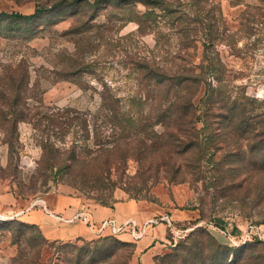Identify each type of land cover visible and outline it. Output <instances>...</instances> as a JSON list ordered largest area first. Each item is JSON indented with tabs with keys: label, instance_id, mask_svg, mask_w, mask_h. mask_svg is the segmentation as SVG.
<instances>
[{
	"label": "rangeland",
	"instance_id": "374dc122",
	"mask_svg": "<svg viewBox=\"0 0 264 264\" xmlns=\"http://www.w3.org/2000/svg\"><path fill=\"white\" fill-rule=\"evenodd\" d=\"M72 1L0 0V264H61L57 241L38 253L19 237L27 231L19 223L39 228L26 216L40 210L60 228L81 223L59 220L70 217L56 207L89 219L119 209L115 216L140 223L168 215L175 228L154 264L195 230L228 247L234 263L250 226L264 231V173L238 156L245 143L218 125L221 112L205 98L216 89L223 104L236 99L264 114V0H80L66 9ZM41 9L56 11L29 22L2 15ZM204 67L212 71L194 103L209 125L189 138L168 133L167 102L183 95L169 76L186 80ZM195 136L206 152L195 150ZM86 227L89 240L58 242L100 240ZM248 242L264 255V244ZM134 255L130 264H142Z\"/></svg>",
	"mask_w": 264,
	"mask_h": 264
},
{
	"label": "trees",
	"instance_id": "16d2710c",
	"mask_svg": "<svg viewBox=\"0 0 264 264\" xmlns=\"http://www.w3.org/2000/svg\"><path fill=\"white\" fill-rule=\"evenodd\" d=\"M78 1L80 0L72 1L71 4H68L66 9L76 7ZM135 1L145 6H149L153 3H160L159 0ZM61 5L62 4H58L56 9L62 7ZM55 11L56 10L50 11L41 9L31 16L2 15L3 17L5 16L6 20L9 22H29L34 19H40ZM202 70L203 72L201 74L192 75L191 73V76L188 74L186 80L183 75L169 76L167 83L170 90L176 89L174 87H177L179 90L182 88L181 93H183V95L177 94L172 100L167 102L164 126L168 133L174 134L175 131L183 132V134L189 138L192 132L195 135L196 133L199 134L198 132L200 130L198 131L197 126L201 121L206 124V126L209 125L210 122L207 121V119H209L210 116H207V118L205 115L203 117L198 116L199 109L194 103V98L197 94V91L193 90L195 89L194 87L200 88L204 81L207 82L212 71L209 67H204ZM215 91L217 90L213 89L212 92L208 91L205 101L211 109L217 106V110L221 112L220 118L222 119V123L218 125L222 124L225 128L233 130L234 135L239 138L238 140L245 143L244 154L238 156L244 155L245 157L254 158L255 162L249 167L256 169L257 172L264 173V114L254 115L249 113L246 106L236 99H229L226 104H223V102L218 101L216 96H214L216 94ZM104 109L107 111V117L111 118L112 116L110 115L114 114V110L109 108L107 101L104 103ZM12 115L14 119L18 117L15 113ZM205 118L206 121L203 120ZM20 121L21 119L15 120L16 124ZM199 137L200 136H195L196 142L193 147L200 153L206 152L208 150L207 144L200 140ZM48 149L49 146L44 147V151ZM196 164L197 163H195V165ZM235 181L236 180L233 179L229 184L233 185V187H242L243 183L238 184ZM18 225L27 230L26 232H20L19 237L26 241L33 242L39 248L38 253H42L43 249L46 247H54L55 244H49L37 226L23 223H19ZM169 230L172 229L169 228ZM195 236H197L196 240L193 239ZM100 237V240L93 242L79 241L82 242V246H77L73 243L62 244L57 241L58 245L62 246L61 251L56 248V259L61 264H109L110 261L113 262L112 264H130L132 256L135 254L134 245L126 243L111 235H103ZM252 241L257 242L256 244L258 245L264 244V241L260 240L257 236H252L250 243H252ZM248 243L249 242H246L239 246L240 254L236 256V261L234 263H230L232 252L228 247L218 244L206 231L198 230L197 232V230H195L194 233L186 235L183 241L178 242L173 252L164 256L160 262L162 264H264V255H258L254 252L257 249V245L253 246V244ZM129 248H131V251H128ZM62 250L67 251L62 252ZM71 256H73V258H71Z\"/></svg>",
	"mask_w": 264,
	"mask_h": 264
},
{
	"label": "crops",
	"instance_id": "0c3cea01",
	"mask_svg": "<svg viewBox=\"0 0 264 264\" xmlns=\"http://www.w3.org/2000/svg\"><path fill=\"white\" fill-rule=\"evenodd\" d=\"M56 212L62 216L71 217L74 210L56 207ZM119 212V209H110V208H100L94 215H89L90 219L93 222H102L105 219L116 217L120 222L126 220V217L120 218L115 216ZM41 214L46 215L42 210ZM27 215L26 217L30 219L31 223H34L39 226L45 238L49 241H67V240H76V239H86L89 240V234L85 231L87 228L83 223H78L76 225H66L63 228H60V225L57 222L50 221L44 215ZM48 216V215H47ZM52 218V216H49ZM54 220V218H52ZM56 221V220H55ZM88 229V228H87ZM169 228L165 224H160L156 227H153L148 232L147 236L139 242H136V251L134 258L142 262V264H154L155 258L163 252L162 248L167 247L165 243L167 241V233ZM154 231V232H153ZM122 240H129L128 235H122L120 237ZM130 241V240H129ZM132 242V241H131ZM161 248H160V247Z\"/></svg>",
	"mask_w": 264,
	"mask_h": 264
},
{
	"label": "built area",
	"instance_id": "2783aa9c",
	"mask_svg": "<svg viewBox=\"0 0 264 264\" xmlns=\"http://www.w3.org/2000/svg\"><path fill=\"white\" fill-rule=\"evenodd\" d=\"M42 203H43L44 211L47 214L51 215V213L49 212L46 206L45 201H43ZM51 216L56 217L53 214ZM58 219L67 224L80 221L84 225L89 226L90 230L93 233L98 234L99 236L111 235L113 237L118 238L122 235H128L130 239L135 243L144 239L147 236L151 228L156 227L160 224H165L167 227H169L172 230L175 228L173 220L168 215H162V216H158L155 218H151V219L146 220L143 223H140L137 220L132 219V218L126 219L123 222H118V220L115 218H109V219L103 220L98 225L93 224L92 221L89 219V217L86 215V213L77 214L67 219L65 218H58ZM228 236L232 238L231 235H228ZM252 236H257L260 240L264 241V231L259 227L250 226L249 232L247 233L246 238L243 241L242 245L248 241H251ZM232 239L235 240V238H232Z\"/></svg>",
	"mask_w": 264,
	"mask_h": 264
}]
</instances>
